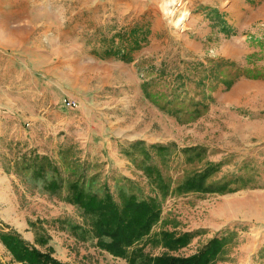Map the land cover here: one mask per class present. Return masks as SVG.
Segmentation results:
<instances>
[{"label": "rangeland", "instance_id": "rangeland-1", "mask_svg": "<svg viewBox=\"0 0 264 264\" xmlns=\"http://www.w3.org/2000/svg\"><path fill=\"white\" fill-rule=\"evenodd\" d=\"M63 1L52 14L14 15L25 25L23 40L0 47V233L15 230L65 264H126L97 245L79 208L44 192L15 164L23 154L45 155L65 176L83 171L92 191L114 193L131 180L153 196L145 157L131 148L144 142L171 184L159 197V222L138 244L144 253L187 257L224 237L214 264H264V0H175L173 14L165 11L169 0ZM51 19L54 27L43 28ZM133 28L141 32L136 48L123 38ZM215 60L234 67L209 71L199 86L200 65L210 70ZM227 69L250 76L225 79ZM159 74L189 80L180 78L186 86L177 89ZM170 88L189 107L199 101L207 109L195 118L169 115L162 108ZM207 164L218 165L207 182H232L234 190L175 192ZM160 231L192 236L169 251L151 241ZM0 263L17 264L1 243Z\"/></svg>", "mask_w": 264, "mask_h": 264}, {"label": "trees", "instance_id": "trees-1", "mask_svg": "<svg viewBox=\"0 0 264 264\" xmlns=\"http://www.w3.org/2000/svg\"><path fill=\"white\" fill-rule=\"evenodd\" d=\"M138 37L141 32L137 28L129 31L125 35L128 44L131 47H138ZM118 53L124 57L123 48H118ZM213 66L210 70H206L203 65L204 76L197 79V84L203 86L204 81L209 78V71H222L224 68L234 67L227 61H212ZM235 72H227L225 79H233L244 74V70L236 69ZM169 78L166 74L159 76H168L170 83L177 89H184L185 84L179 83L178 80L184 76L189 80L188 74H176ZM217 78L222 77L217 73ZM232 77V78H227ZM182 81V80H181ZM224 82V84H230ZM192 83V82H189ZM146 86L143 85V92L146 93ZM172 88V86H171ZM170 88L169 100H165L163 110L171 116L181 113H188L193 118L199 117L203 110L207 109V104L195 102L190 105L184 104V101ZM178 98V99H176ZM209 100L213 99L207 97ZM139 147L143 153L144 161L147 163L142 166L145 178L149 181L152 189L156 192L153 196L145 195L141 188L131 180H125L122 185H117L116 190L111 192L107 187H103L102 191H92L85 187V174L79 169L73 170V178L65 176L60 167L45 155L35 153L23 154L16 167L25 171L30 179L35 183L39 182L41 189L49 195L55 196L57 199L79 208L84 219H87L90 234L97 239V245L111 254L113 257L125 260L126 264H214L216 259L223 255L227 240L224 237H215L209 240L196 253L187 257L173 256L162 254L160 256H150L145 254L143 246L138 244L147 239L153 227L159 222L161 216V203L159 197H166L171 189L170 182H167L161 175L159 169L152 164V156L147 149L144 148V142H134L131 148ZM151 149L158 154H166L168 148L160 145H150ZM149 147V149H150ZM170 149V147H169ZM198 148L184 149V152L196 151ZM218 169V165L207 164L203 169L193 172L192 175L186 177L180 183L175 185V192L187 193H224L233 191L232 182L221 180L211 184L207 182L210 176ZM235 183L236 181L233 180ZM190 233H184L175 236L174 232L160 231L154 234L151 241L161 245L169 251H176L180 247L185 246L191 239ZM0 243L9 252L12 262L17 264H65L52 256L50 251H41L35 245L26 242L19 233L9 229L7 232L0 233ZM40 244H44L43 241ZM1 264V263H0Z\"/></svg>", "mask_w": 264, "mask_h": 264}, {"label": "crops", "instance_id": "crops-1", "mask_svg": "<svg viewBox=\"0 0 264 264\" xmlns=\"http://www.w3.org/2000/svg\"><path fill=\"white\" fill-rule=\"evenodd\" d=\"M55 1L61 8L63 0H0V47H18L23 40L21 33L25 25L20 20L14 19V15L52 14L53 7L56 6L54 5ZM15 21H17L16 26H14ZM50 22V24L48 22L44 23L43 28L51 29L54 27L52 19ZM27 24L31 29L38 26L35 20H29Z\"/></svg>", "mask_w": 264, "mask_h": 264}, {"label": "bare ground", "instance_id": "bare-ground-1", "mask_svg": "<svg viewBox=\"0 0 264 264\" xmlns=\"http://www.w3.org/2000/svg\"><path fill=\"white\" fill-rule=\"evenodd\" d=\"M175 5V0H169L165 2V11L168 12L169 14H173V6ZM180 5V4H179ZM180 17L176 20V24H179L184 17L187 15V12L180 13ZM167 15V14H166Z\"/></svg>", "mask_w": 264, "mask_h": 264}]
</instances>
